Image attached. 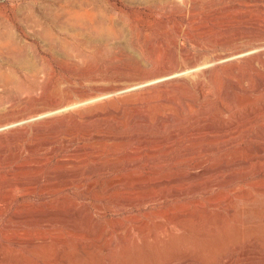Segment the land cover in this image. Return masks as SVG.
<instances>
[{"label": "rangeland", "instance_id": "rangeland-1", "mask_svg": "<svg viewBox=\"0 0 264 264\" xmlns=\"http://www.w3.org/2000/svg\"><path fill=\"white\" fill-rule=\"evenodd\" d=\"M260 81L264 0H0V264H264Z\"/></svg>", "mask_w": 264, "mask_h": 264}, {"label": "bare ground", "instance_id": "bare-ground-1", "mask_svg": "<svg viewBox=\"0 0 264 264\" xmlns=\"http://www.w3.org/2000/svg\"><path fill=\"white\" fill-rule=\"evenodd\" d=\"M241 54H245V52L241 53ZM233 57V56H232ZM264 85V81H260L257 86H256V90H258L260 87H262Z\"/></svg>", "mask_w": 264, "mask_h": 264}]
</instances>
